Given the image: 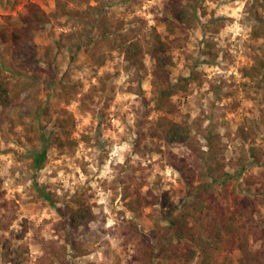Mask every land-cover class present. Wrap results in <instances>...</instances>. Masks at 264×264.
<instances>
[{
    "label": "rangeland",
    "instance_id": "374dc122",
    "mask_svg": "<svg viewBox=\"0 0 264 264\" xmlns=\"http://www.w3.org/2000/svg\"><path fill=\"white\" fill-rule=\"evenodd\" d=\"M178 1L196 10L194 23L174 17L172 0H0V77L20 91L0 105V264H147L143 251L152 247L153 264H174L159 252L168 216L193 201L201 208L191 221L213 244L208 203L264 228V8ZM157 34L167 43L162 70ZM123 38L143 45L138 66L126 60ZM187 76V91L159 107L156 82ZM61 108L75 117L72 144L57 125ZM174 121L190 126L188 143L165 140ZM38 129L65 145H52L34 169ZM210 152L218 181L204 172ZM76 194L95 213L79 228L68 221ZM250 241L264 264L263 235ZM224 244L210 250L211 263L239 264L236 237ZM190 245L179 244L184 252Z\"/></svg>",
    "mask_w": 264,
    "mask_h": 264
},
{
    "label": "trees",
    "instance_id": "16d2710c",
    "mask_svg": "<svg viewBox=\"0 0 264 264\" xmlns=\"http://www.w3.org/2000/svg\"><path fill=\"white\" fill-rule=\"evenodd\" d=\"M254 1L264 8V0ZM171 6L174 17L180 23L195 22L197 18L196 10L194 12L191 11L189 7L181 4L178 0H172ZM156 37L158 43L153 49V55L158 60L157 66L159 70H162L165 65L158 52L159 50L165 51L167 43L162 40L160 35L157 34ZM120 44L123 47L126 60L129 61L131 65L138 66L143 62L142 57L144 55V47L140 42L127 41L123 38L121 39ZM81 47V45H78L75 51H78ZM72 58H75V55H73ZM193 79L192 76L183 77L182 81L178 83H171L162 87L156 82L157 85L154 93L158 106L161 107L165 101L170 100L173 96L187 91ZM18 96H20V91L16 89V86L13 85L10 80L0 77V105L3 107H9L14 103ZM57 125L60 128L61 133H63L66 136V139L70 141V144H72L70 136L75 127V117L67 108L60 109L57 118ZM38 131L40 132L39 136L42 140V146L31 154L32 162L30 165L34 169H41L44 166L48 151L52 145H65V142L62 141L58 135L47 134L40 129H38ZM191 136L192 131L187 123L174 121L165 130V140L170 144H186L190 141ZM251 153L252 156L260 161L262 151L253 147ZM208 158V168L204 172L208 177H211L213 181H218V165L213 163L216 155L213 152H210ZM40 192L45 199H51L52 195L50 192L44 189ZM72 203L73 204L68 207V221L72 227L79 228L87 226L95 219V213L92 207L84 202L80 195H74ZM191 205L194 211L201 208V204L198 201H193ZM207 208L215 215L213 227L217 233V240L214 244L209 241L207 237L200 235L197 231L200 227L197 223H192L191 221V217L194 215L192 209H183L177 214H171L168 216L170 235H167L166 238L168 243H163L159 252H164L165 256L173 261L174 264H193L199 256H202L203 258L201 261H197L196 264H217L211 263L212 254L210 253V250L213 247L216 249L224 248V242L231 241L232 237H236L241 252V256L238 260L239 264H257L259 258L250 247V236L251 234H259L264 237V228H260L258 225H252L250 222L248 223L244 217L238 218V213L236 211L233 212L232 215L222 216L218 213L217 206L214 203H208ZM241 212H243V216H246V211ZM1 222L2 220H0V225L2 224ZM245 229L248 231L243 234ZM224 233L229 234L231 237L224 239L222 237ZM190 241L195 244L196 248L190 245L185 252L182 251L179 244H190ZM157 251L158 249L154 247L144 250L143 254L145 255L142 256L143 260L147 264H153L154 257L157 256Z\"/></svg>",
    "mask_w": 264,
    "mask_h": 264
}]
</instances>
